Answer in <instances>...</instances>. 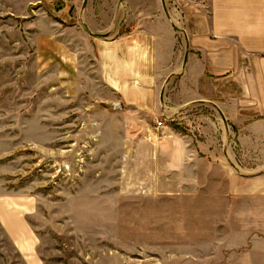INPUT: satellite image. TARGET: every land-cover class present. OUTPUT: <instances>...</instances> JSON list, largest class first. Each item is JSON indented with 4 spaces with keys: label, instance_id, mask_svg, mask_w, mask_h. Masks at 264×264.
Here are the masks:
<instances>
[{
    "label": "rangeland",
    "instance_id": "obj_1",
    "mask_svg": "<svg viewBox=\"0 0 264 264\" xmlns=\"http://www.w3.org/2000/svg\"><path fill=\"white\" fill-rule=\"evenodd\" d=\"M199 1L0 0V264H264V184L231 206L192 203L169 172L153 188L136 141L172 122L151 113L142 132L98 75L96 42L150 10L183 56Z\"/></svg>",
    "mask_w": 264,
    "mask_h": 264
},
{
    "label": "crops",
    "instance_id": "obj_2",
    "mask_svg": "<svg viewBox=\"0 0 264 264\" xmlns=\"http://www.w3.org/2000/svg\"><path fill=\"white\" fill-rule=\"evenodd\" d=\"M196 4L183 56L176 25L150 10L130 32L96 42L98 75L122 105L141 109L142 132L151 113L172 122L158 139L139 134L141 171L169 172V188L192 203L231 206L243 185L252 196L264 184V0ZM157 177L150 185L167 188Z\"/></svg>",
    "mask_w": 264,
    "mask_h": 264
},
{
    "label": "water",
    "instance_id": "obj_3",
    "mask_svg": "<svg viewBox=\"0 0 264 264\" xmlns=\"http://www.w3.org/2000/svg\"><path fill=\"white\" fill-rule=\"evenodd\" d=\"M163 2V5H164V8H165V0H162ZM165 12H167L166 8H165ZM85 27H86V30L90 33V34H93V35H99V36H102L103 34H95L93 33L87 26V24H85Z\"/></svg>",
    "mask_w": 264,
    "mask_h": 264
},
{
    "label": "built area",
    "instance_id": "obj_4",
    "mask_svg": "<svg viewBox=\"0 0 264 264\" xmlns=\"http://www.w3.org/2000/svg\"><path fill=\"white\" fill-rule=\"evenodd\" d=\"M158 125L162 126L163 125V122L159 121L158 122Z\"/></svg>",
    "mask_w": 264,
    "mask_h": 264
}]
</instances>
